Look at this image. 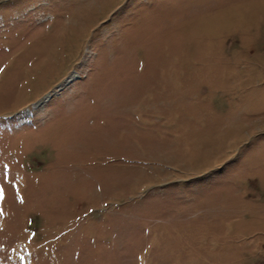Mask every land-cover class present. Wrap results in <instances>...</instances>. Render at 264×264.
I'll list each match as a JSON object with an SVG mask.
<instances>
[{
    "label": "rangeland",
    "instance_id": "obj_1",
    "mask_svg": "<svg viewBox=\"0 0 264 264\" xmlns=\"http://www.w3.org/2000/svg\"><path fill=\"white\" fill-rule=\"evenodd\" d=\"M0 264H264V0H0Z\"/></svg>",
    "mask_w": 264,
    "mask_h": 264
}]
</instances>
